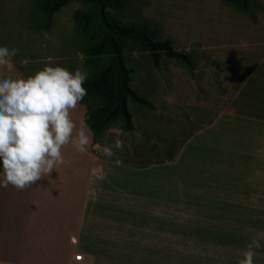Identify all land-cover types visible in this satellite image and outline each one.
Segmentation results:
<instances>
[{
    "label": "rangeland",
    "instance_id": "rangeland-1",
    "mask_svg": "<svg viewBox=\"0 0 264 264\" xmlns=\"http://www.w3.org/2000/svg\"><path fill=\"white\" fill-rule=\"evenodd\" d=\"M41 1L0 0V44L16 47L11 58L26 76L49 62L69 71L79 67L87 76L103 67L107 63L104 56L85 65L83 47L89 42L92 28L84 34L72 19L75 11H86L87 5L82 0L69 1L53 13L52 23L46 29L45 14L37 7ZM249 4L250 12H243L223 0H132L118 13L123 21L145 23L157 29L158 37L168 39L173 49L190 53L192 65L162 57L155 67L146 52L127 46L124 61L132 68L129 86L148 99L152 107L128 99L134 130L117 138L121 148L113 147L112 157L121 155L128 142L127 162L115 165L122 167L128 163L140 167L177 156V162L183 166L182 194L173 196L181 199L177 204L183 208L193 207L196 211H164L163 220L166 215L172 220L179 218L176 222L189 220L191 227L194 222L201 226L190 243H185L191 241V236L184 231L182 242L177 232L162 235V246H166L163 249L181 245V250L190 251L195 258L85 259L88 264H237L253 238L261 243L259 249L253 250V264H264V160L253 158L256 148L245 145L248 141L238 136L241 132L228 131L226 138L221 134L217 139H209L207 131H203L188 141L202 127L207 110L213 108L217 112L226 102L227 88L234 80L229 72L234 68L226 65L222 53L225 46L229 47L230 39L238 45L240 29L255 21L257 6L254 0H249ZM223 142L228 146H223ZM99 144L96 154L103 163L111 164V157L106 159L101 150L115 144L112 134L102 137ZM81 182L80 178H55L39 180L24 190L11 185L0 188V264H74L76 253L88 248L101 251V247L110 246L109 242H99L103 238L113 239L103 227L95 230L83 226L70 243L63 239V223L67 222L64 196L67 189H78ZM103 186L106 185L99 187ZM144 230H133L135 235L127 238L132 241L120 248L148 249L159 245L145 242L153 236L147 229L145 237ZM156 237L159 236L153 238Z\"/></svg>",
    "mask_w": 264,
    "mask_h": 264
},
{
    "label": "crops",
    "instance_id": "crops-1",
    "mask_svg": "<svg viewBox=\"0 0 264 264\" xmlns=\"http://www.w3.org/2000/svg\"><path fill=\"white\" fill-rule=\"evenodd\" d=\"M257 1L264 7V0ZM238 40L239 44L235 45L234 41L232 42L230 39L229 47L225 46L222 53V59L226 65L234 68L229 72L234 80L227 88L226 102L217 112L213 108L207 110L208 114H205L201 120L203 121L202 127L197 128V132H194L193 136L190 135L188 141H193L196 135L203 131H207L206 135L209 136V139H217L221 137V134L224 136L223 138H226L228 131L241 132L238 136L242 140L248 141L246 146L256 148L253 152V158L258 157L259 161L264 160V10L255 13V21L253 23L247 22L246 29L242 31L240 29ZM10 59L12 66L8 68L0 65V75L14 78L26 77L20 65L11 57ZM196 90L199 91L197 88ZM70 115L77 129L83 127L90 135L91 139L87 151L78 152L74 148L73 142H69L62 149L63 163L56 167V171L53 170L47 177L40 179L80 178L82 180L78 189H67L64 196V216L67 220L63 223L64 241L70 243L71 237L79 235L83 226L84 228L92 227L95 230L98 227H103L106 229L107 235L113 236V239L105 240L103 238L99 242H109L110 246L101 247V251L84 249L81 252L84 259L162 260L195 258L190 254V251L181 250V245L180 247L177 245L167 247V249H163L166 247L165 245L162 246V235L166 236V232H177V235L181 237L180 242H182V232L184 231L191 236V241L185 243H190L193 242L192 238L197 236L194 232L198 233L199 226H201L194 222L193 227H191L192 224L189 223V220L176 222L179 218L172 220L166 215H164L165 220H163L162 212L164 211H196L193 207L183 208L177 204L181 203V199L178 201L173 196L182 194L183 177L180 173L183 166L177 162L179 158L174 156L172 160H165L164 162L161 160L152 161L140 167H134L128 163L127 166L122 165V167L115 165L117 160H119V164H126L127 162L125 150H127L128 142H126L125 146L122 147L121 155L111 157V159L106 157L112 163H103L96 154L100 144L93 142L92 133L85 122L84 106L79 102L75 109L70 110ZM110 133L115 143L117 138H123L129 132L121 130L120 122L116 121L105 131L103 137L105 138ZM73 139H75V130ZM183 145L181 144L180 151H182ZM186 145L188 143L184 147ZM216 145L219 146L220 142H217ZM223 146H228V143L223 142ZM94 173L102 174L103 178L97 179ZM102 183L106 186L99 187ZM41 187L43 188L42 184ZM31 193L33 197V191ZM166 204L170 207H167ZM198 209L203 210V208ZM198 209L197 211H199ZM205 224L204 222L203 225ZM18 225L19 223H16V226ZM136 228H145L143 232V234H147L145 237H148L149 232L150 236L158 235L159 237L156 238H146L145 242H155L159 245H154L148 249H125V246L120 248L127 241H132V239L127 238L130 235H135L133 230ZM120 242L121 244L118 245ZM203 257L206 256L203 255ZM157 264H162V262Z\"/></svg>",
    "mask_w": 264,
    "mask_h": 264
},
{
    "label": "clouds",
    "instance_id": "clouds-1",
    "mask_svg": "<svg viewBox=\"0 0 264 264\" xmlns=\"http://www.w3.org/2000/svg\"><path fill=\"white\" fill-rule=\"evenodd\" d=\"M16 52L14 45L0 44V65L10 68ZM86 79L87 72L79 67L69 71L55 62L26 77L0 75V188L24 190L47 177L63 163L62 149L69 142L76 151H87L90 135L83 127L77 129L70 115L87 94ZM113 147L120 149L121 142L104 147L103 155L112 157ZM260 247L253 238L237 264H253V250Z\"/></svg>",
    "mask_w": 264,
    "mask_h": 264
},
{
    "label": "trees",
    "instance_id": "trees-1",
    "mask_svg": "<svg viewBox=\"0 0 264 264\" xmlns=\"http://www.w3.org/2000/svg\"><path fill=\"white\" fill-rule=\"evenodd\" d=\"M71 0H43L37 4L45 14L44 28L52 23L54 12ZM132 0H82L87 10H77L72 14L76 27L84 34L89 28V42L83 47L85 65H92L99 57H106L107 63L87 76V94L80 101L85 109V122L92 133L94 143H100L105 131L116 121L123 131L134 130L132 115L127 108L128 99L147 108L152 103L129 86L132 68L126 66L124 50L128 45L147 53L151 63L157 67L162 57L192 65L189 52L172 48L168 39H160L158 30L145 23L123 21L120 13ZM235 5L240 11L250 12L249 0H223ZM258 11L264 7L254 0ZM254 19V17H253ZM96 39V41H94Z\"/></svg>",
    "mask_w": 264,
    "mask_h": 264
},
{
    "label": "built area",
    "instance_id": "built-area-1",
    "mask_svg": "<svg viewBox=\"0 0 264 264\" xmlns=\"http://www.w3.org/2000/svg\"><path fill=\"white\" fill-rule=\"evenodd\" d=\"M74 264H88L86 260L83 258L82 253H76L73 258Z\"/></svg>",
    "mask_w": 264,
    "mask_h": 264
}]
</instances>
